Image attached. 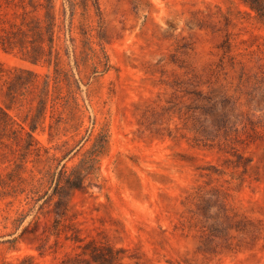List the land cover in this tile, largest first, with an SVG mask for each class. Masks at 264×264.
<instances>
[{"label":"rangeland","instance_id":"374dc122","mask_svg":"<svg viewBox=\"0 0 264 264\" xmlns=\"http://www.w3.org/2000/svg\"><path fill=\"white\" fill-rule=\"evenodd\" d=\"M99 4L101 20L78 8L76 55L61 42L79 120L49 116L37 153L4 136L0 264H86L91 240L123 250V264H264V20L243 0ZM0 63L53 72L2 48ZM63 166L86 175L70 202L83 243L57 235L54 205L40 210Z\"/></svg>","mask_w":264,"mask_h":264},{"label":"trees","instance_id":"16d2710c","mask_svg":"<svg viewBox=\"0 0 264 264\" xmlns=\"http://www.w3.org/2000/svg\"><path fill=\"white\" fill-rule=\"evenodd\" d=\"M63 1L61 18L57 14L54 0H0V48L17 51L24 61L33 66L41 64L53 66L52 73H38L25 68L7 70L0 63V90L4 94L5 103V107L0 106V148L6 146L4 136L10 133L14 135L16 144L26 149L28 154L37 153L38 142L34 133L39 126L46 123L49 116L53 118L58 114L57 123L64 120L61 117L63 113L79 120V105L75 96V87L79 90V80L73 79L70 72L63 67L61 42L63 36H68L76 55L77 39L74 33L78 8L87 10L91 6L99 20L102 19V12L99 0ZM243 2L259 19L264 20V0H243ZM67 12H70L68 24ZM82 35L86 33L83 32ZM85 47L94 52L92 48L87 47V43ZM66 55L70 57L67 50ZM104 57L106 61L100 60L99 63L108 70L111 67L109 59L106 54ZM97 69L98 64L95 67V70ZM12 109L24 114L23 122L29 126V130L13 120L10 114ZM49 126L51 130L56 128L54 123H50ZM82 173L83 170L80 168L68 173L66 166H63L58 173H49L54 191L40 207V210L44 211L46 207L54 205L53 211L50 212L56 217L54 229L57 235L64 234L67 240L76 243H83L84 240L80 238V230L72 222L70 202L73 194L81 190L86 179V175ZM47 195L46 193L45 196ZM79 248L82 250L83 262L86 264H123L125 258L123 250L102 246L95 240L82 244ZM5 264H33V262L23 259L16 263Z\"/></svg>","mask_w":264,"mask_h":264}]
</instances>
